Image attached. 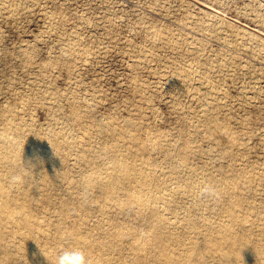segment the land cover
Instances as JSON below:
<instances>
[{
	"label": "rangeland",
	"instance_id": "1",
	"mask_svg": "<svg viewBox=\"0 0 264 264\" xmlns=\"http://www.w3.org/2000/svg\"><path fill=\"white\" fill-rule=\"evenodd\" d=\"M8 126L59 163L6 213L29 222L0 208V264H55L70 247L160 264L224 223L264 247V0H0ZM0 167L17 194L16 163Z\"/></svg>",
	"mask_w": 264,
	"mask_h": 264
},
{
	"label": "bare ground",
	"instance_id": "2",
	"mask_svg": "<svg viewBox=\"0 0 264 264\" xmlns=\"http://www.w3.org/2000/svg\"><path fill=\"white\" fill-rule=\"evenodd\" d=\"M16 128L8 126L0 131V140L4 147L0 151V166L3 163L12 165L16 163L19 177H17V186L21 187L18 193H13L7 183L3 182L2 168L0 167V208L4 214L10 213L11 210L21 209L24 207L19 200H24L29 196L33 189L37 190L41 195L44 193V185L48 184L49 179L54 174L56 175V166L59 160L56 159L48 150L43 149V145L38 142L29 150L25 143H23L17 135ZM60 139L54 136L51 141V148L58 147ZM147 147V145H145ZM39 151V152H38ZM36 165L35 170H28L27 164ZM132 178V172L128 167L121 162L120 176ZM94 178H90L89 184L94 182ZM105 191L110 189V182L103 181L100 183ZM144 190L131 188L128 190L131 200L134 202H144ZM46 203V199H42ZM233 206V205H232ZM6 217L11 221L19 223L29 222L27 212L20 218L6 214ZM188 228L194 227L192 223L186 224ZM218 231H211V236L200 240L194 237L193 242L185 248L183 257L181 258L177 252H170L165 255V264L171 261L176 264H264V247L251 246L248 239L241 230H236L234 224L224 223ZM174 238V235H169ZM157 246L164 247L166 237L163 234L154 235ZM216 253L217 263H210L208 255ZM39 257V255H38ZM39 258H42L41 256Z\"/></svg>",
	"mask_w": 264,
	"mask_h": 264
},
{
	"label": "clouds",
	"instance_id": "3",
	"mask_svg": "<svg viewBox=\"0 0 264 264\" xmlns=\"http://www.w3.org/2000/svg\"><path fill=\"white\" fill-rule=\"evenodd\" d=\"M17 177H12L10 183H15ZM216 190L213 185L206 184L200 189L201 197L213 196ZM55 264H92L91 258L84 249L70 247L62 249L56 257Z\"/></svg>",
	"mask_w": 264,
	"mask_h": 264
}]
</instances>
